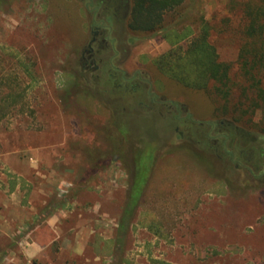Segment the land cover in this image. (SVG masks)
Here are the masks:
<instances>
[{
	"label": "rangeland",
	"instance_id": "obj_1",
	"mask_svg": "<svg viewBox=\"0 0 264 264\" xmlns=\"http://www.w3.org/2000/svg\"><path fill=\"white\" fill-rule=\"evenodd\" d=\"M92 1L0 0V264H264V101L237 59L247 0L165 14L193 30L184 46L209 24L229 80L202 89L157 68L177 45L158 30L115 29L85 69ZM135 156L144 192L126 212Z\"/></svg>",
	"mask_w": 264,
	"mask_h": 264
},
{
	"label": "trees",
	"instance_id": "obj_2",
	"mask_svg": "<svg viewBox=\"0 0 264 264\" xmlns=\"http://www.w3.org/2000/svg\"><path fill=\"white\" fill-rule=\"evenodd\" d=\"M183 2L184 0H129L125 30L142 33L158 30L173 45L177 44L155 58L157 68L170 79L195 89L205 88L210 81L225 84L229 80L230 67L219 60L216 47L209 40V24L202 15L198 31L185 46L178 42L194 33L191 28L178 30L175 25L164 26L165 14L180 7ZM241 18L243 40L237 56L239 68L252 82L256 95L264 101V88L260 86L264 77V0H247L241 7ZM3 115L0 114V120ZM135 158V178L126 203V212L135 208L144 192L141 187L132 193L139 178L147 172V166L138 162L137 156Z\"/></svg>",
	"mask_w": 264,
	"mask_h": 264
},
{
	"label": "flooded vegetation",
	"instance_id": "obj_3",
	"mask_svg": "<svg viewBox=\"0 0 264 264\" xmlns=\"http://www.w3.org/2000/svg\"><path fill=\"white\" fill-rule=\"evenodd\" d=\"M94 2L92 0H88V3L86 4V7H88V4H93ZM129 10V0H96V3L94 5L93 9V15H92V27H91V40L86 45V48L83 49L81 54V59L83 60V67L85 69L87 68H97L95 64V59L93 56H95V47L92 46V43H96V49H99V52H102L104 49H112L114 48V44L116 41L115 37H109L112 32L116 29L124 30L125 29V22L127 18ZM97 11L101 12L103 14V19H101L98 23L97 20H95V16L99 15ZM115 30V31H116ZM98 38V41L96 40ZM108 41V42H107ZM117 52V51H116ZM107 75L111 78L114 77V79L117 78H125V71L123 70L121 72V75L118 76L116 74V71H113V69H109L107 71ZM138 79L142 80L141 73H138ZM132 91L138 92L141 91L142 87L138 84H132ZM146 93L148 95H151V91L147 90ZM157 95L154 94L152 99L155 100L154 97ZM171 103H174L171 101ZM177 130V127L175 128ZM178 135L181 137L182 133L181 131H178ZM232 160V159H231ZM233 161V160H232ZM262 171H264V165L262 167Z\"/></svg>",
	"mask_w": 264,
	"mask_h": 264
}]
</instances>
